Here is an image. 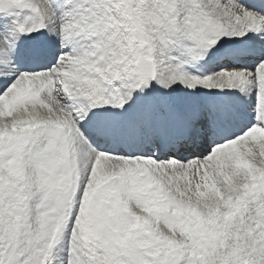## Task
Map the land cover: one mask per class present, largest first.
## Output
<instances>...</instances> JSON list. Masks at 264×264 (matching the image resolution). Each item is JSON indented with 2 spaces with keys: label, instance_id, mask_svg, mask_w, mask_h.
Returning a JSON list of instances; mask_svg holds the SVG:
<instances>
[{
  "label": "snow or ice",
  "instance_id": "snow-or-ice-1",
  "mask_svg": "<svg viewBox=\"0 0 264 264\" xmlns=\"http://www.w3.org/2000/svg\"><path fill=\"white\" fill-rule=\"evenodd\" d=\"M0 264H264V0H0Z\"/></svg>",
  "mask_w": 264,
  "mask_h": 264
}]
</instances>
